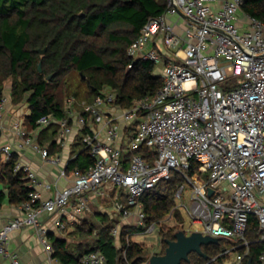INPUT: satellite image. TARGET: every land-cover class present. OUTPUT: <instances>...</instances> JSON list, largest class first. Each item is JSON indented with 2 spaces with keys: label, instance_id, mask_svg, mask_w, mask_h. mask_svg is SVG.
I'll list each match as a JSON object with an SVG mask.
<instances>
[{
  "label": "built area",
  "instance_id": "1",
  "mask_svg": "<svg viewBox=\"0 0 264 264\" xmlns=\"http://www.w3.org/2000/svg\"><path fill=\"white\" fill-rule=\"evenodd\" d=\"M244 2L167 0L166 12L150 18L127 49L134 60L160 66L163 84L154 95L129 106L118 102V92L106 85L92 102L68 97L64 116L44 115L31 128L27 114L11 109L8 95L3 96L4 161L11 160L16 148L31 149L45 165L60 169L51 182L30 164L16 162L15 171L27 173L31 193L17 207L19 213L0 229V254L9 264H25L9 250L12 233L23 227L34 229L49 264H63L53 256L50 228L41 215L54 216L55 228L63 230L62 213L71 208L75 220L91 209V196L104 195L108 187L127 195L121 221H133L131 225L143 235L156 233L160 223H147L141 198L160 182L171 180L173 172L184 180L175 193L176 208L185 206L203 235L231 243L220 255L235 252L233 264L242 263L250 251L247 232L253 216L261 228L259 241L264 242V21L245 12ZM233 77H239V83L225 89ZM51 125L57 127L56 143L61 146L55 153L38 136ZM74 133L82 137L94 162L83 170L75 168L70 176L67 164L77 155L66 160L64 152ZM141 149L148 154L139 153ZM61 179L67 185L59 186ZM187 187H191L188 205L183 204ZM209 189L214 190L212 196ZM44 191L51 194L45 196ZM119 234L120 228L114 226L111 235ZM151 256L140 264H149ZM80 264H109V260L94 250L84 254ZM259 264H264V250Z\"/></svg>",
  "mask_w": 264,
  "mask_h": 264
},
{
  "label": "trees",
  "instance_id": "2",
  "mask_svg": "<svg viewBox=\"0 0 264 264\" xmlns=\"http://www.w3.org/2000/svg\"><path fill=\"white\" fill-rule=\"evenodd\" d=\"M166 10L167 0H0V100L6 94V81L11 78L9 107L25 100L29 105L26 123L32 128L44 115L58 118L65 115L66 99L60 98L58 88L68 89L69 83L74 82L73 73L78 74L79 81L88 83L84 94L88 98L105 85L118 92L117 100L125 106L143 96L154 95L163 84L162 77L156 73V64L134 60L128 56L127 49L146 22ZM243 10L264 21V0H245ZM43 48H46L44 55L39 52ZM77 94L73 91L68 96ZM54 146L55 143L50 145L51 153L56 152ZM143 153L148 154L146 150ZM17 161L14 154L2 165L0 181L8 189L10 203L20 205L30 199L31 188L27 173L15 171ZM93 162L89 150L82 148L68 168L83 170ZM178 175L160 182L142 196L148 224L160 221L175 207V193L180 185ZM3 196L0 192V198ZM98 216L102 227L95 236L98 228L92 218L76 224V236L82 241L74 246V251L67 240L51 233L53 256L63 264H80L84 254L100 250L109 264H140L146 248L139 242H128V226L115 241L111 235L113 222L106 214ZM177 220H180L179 211ZM163 229L160 254L165 253L167 240H175L176 232L181 230L179 225L168 229L163 226ZM260 235L261 228L253 216L247 232L250 251L241 264H248L249 259L251 264H259L264 250ZM92 242L95 245L90 248ZM124 250L126 258L122 254ZM202 250L208 258L197 254L195 264H205L214 258L212 264H224L229 259V255H213L214 247H202ZM193 260L190 257L189 262Z\"/></svg>",
  "mask_w": 264,
  "mask_h": 264
},
{
  "label": "crops",
  "instance_id": "3",
  "mask_svg": "<svg viewBox=\"0 0 264 264\" xmlns=\"http://www.w3.org/2000/svg\"><path fill=\"white\" fill-rule=\"evenodd\" d=\"M214 7H217V5H214ZM10 108L13 110L15 109L12 106ZM22 111L23 110L21 109V111L19 112ZM24 113L28 114L29 109ZM38 136L39 139L43 138V142H42L43 144L53 145V143H55V146L53 148L56 150V152L61 149L60 144L56 143L57 127L55 125H51L49 127L43 128L38 133ZM78 137H79V133H74V135L70 138L71 139L70 142L72 141V139L73 142L70 145V147H68L64 152L66 160L68 158L70 159V156H72L73 154L78 155V153L80 152L81 149L80 150L75 149L76 140ZM6 141L7 140L4 138L0 140V143L2 144L5 143ZM14 154L17 156L18 160H22L24 163L30 164L32 168L38 172V174L43 180L54 182V180L58 178V175L60 173L59 167L45 165L41 160L40 155L34 152L33 150L31 149L21 150L19 148H16ZM70 161H68L67 164V173L68 175L71 176L75 168L74 169L68 168ZM4 163L6 162L4 161L3 156L0 154V173H1L2 165ZM65 185H67V181L65 179H61L59 181V186H65ZM0 192H2L4 195L2 198H0V229H1L3 225L9 221V219H11L14 215H17L19 213L17 208L19 205L10 203L8 198V189L1 181H0ZM50 194L51 191H44L45 196H49ZM119 195L122 196L121 197L122 205L125 204L127 197L126 193L121 190L118 191L117 189L112 187L106 188L105 194L102 196L92 195L91 209L85 212L84 214H78L75 217V220L71 219L70 214L72 209L69 208L66 212L62 213L61 216L63 222L65 223V229L63 230H58L55 228L52 222L54 216H51L47 213H43L41 215V219L48 226V228H50L49 236L52 233L53 235L61 239L67 240L70 250L74 251L75 249L74 246H76L82 241L80 237L76 236L75 233L76 224L82 223L86 218H89L90 214H93L92 220L94 221L95 217L98 216V214L100 213L108 215L110 220L113 222L114 216L111 215L110 211H114V210H109L107 206L104 207V202L114 201L115 199H118L120 197ZM99 221L101 222V218L99 219ZM9 250L16 253L17 256L20 258V260L25 264H49L48 256L44 249V246L39 242L38 238L36 237L35 231L32 227H23L22 229L13 232L11 235ZM234 260L235 258L229 260V262L228 261L226 262H228V264H233ZM0 264H9V260L1 254H0Z\"/></svg>",
  "mask_w": 264,
  "mask_h": 264
},
{
  "label": "rangeland",
  "instance_id": "4",
  "mask_svg": "<svg viewBox=\"0 0 264 264\" xmlns=\"http://www.w3.org/2000/svg\"><path fill=\"white\" fill-rule=\"evenodd\" d=\"M156 73H160V66H158V65H156ZM72 78H73L74 82L69 83V85L67 87L68 89H66V87H65L64 88L65 91H64V90H62L61 87L58 88L60 98L63 99V97H64L67 100V98L70 97V96H68L69 93H73V91H75L78 93L77 95H75L78 101L86 100L87 102H92L95 95L92 98H88L84 95L87 91L88 83L84 80L79 81L77 73H73ZM240 78H242V77H240ZM11 83H12V79L9 78L5 84L6 85L5 86V93L8 95V97L12 98ZM238 83H239V77H233V78H231V80L227 81L224 84V86L226 87L225 89H229V88L237 85ZM14 108L16 110H19V111H21V109H22L23 110L22 113H24V112L28 111L29 105L25 100H22L21 102H15ZM81 139H82V137L79 136L76 140V145H75L76 150H80V149L84 148V144L82 143ZM144 151H145V149H141V150H139V153H143ZM176 175H178V174L176 172H173V176H176ZM177 182L179 184H182V183H184V180L179 176L177 178ZM190 190H191V187H187V192L185 193L183 204L188 205L190 203L189 199H188V192H190ZM119 196H120L119 197L120 199L118 198V199H115L114 201H111V202H106V201L104 202V207L107 206L109 208V210H114V211H110L111 215L114 216L113 226L115 225V226H118L120 228L119 236H116L113 238L115 239V241L118 240V238L121 235V232L123 231V228L128 226V228L130 229L129 234H132L130 240L134 241V242H139L146 248V253L144 254L143 257L149 256V255H154V254H160L161 251L163 250L162 235H163V230H165V229H163V226H166V229H168V228H171V226L179 225L181 230H184L187 234H191L194 231H201L202 230V227L200 225L193 224L191 222L185 206L179 207L177 209L176 205H175V207L172 208V210L159 221L160 224H158V228L156 230V233H153L151 235H149V234L143 235V234H141V232H140L141 229H139L138 226L131 225L133 221H130V220L121 221L120 220V209L122 207V202H121L122 196L121 195H119ZM177 211H179V213H180V220H177ZM92 217H93V214H90L89 218H92ZM96 217L94 219V223L98 229H96L93 236H95L96 232H98L97 230H99L100 227H102V224L99 221L100 217L99 216H96ZM134 220H135V218H134ZM93 242L90 244V246H89L90 248L95 245V243H93ZM207 246L208 247L209 246L214 247L216 250L212 251V254L216 255L217 253L221 254L222 251L226 248H231V243L226 239H222V240H220L219 244L211 243L208 245H203L202 247L206 248ZM124 251L122 253L123 255L125 254ZM235 255H236L235 252H231L229 255V259L227 261L229 262V260L235 258ZM190 257H192L194 259L193 262L182 261L181 264H195L196 258H197V253L192 252L190 254ZM228 262H226L225 264H228Z\"/></svg>",
  "mask_w": 264,
  "mask_h": 264
},
{
  "label": "water",
  "instance_id": "5",
  "mask_svg": "<svg viewBox=\"0 0 264 264\" xmlns=\"http://www.w3.org/2000/svg\"><path fill=\"white\" fill-rule=\"evenodd\" d=\"M179 13L184 16L180 10ZM39 52L44 55L46 48L39 49ZM39 70L42 72V60L39 62ZM83 78H85V76H83ZM48 79H51V76H49ZM1 134L2 129L0 127V136ZM213 193L214 190L209 189V194L211 196ZM175 237V240H167V247L164 254H154L151 256L149 264H181L182 261L189 262V256L192 252L207 259L208 256L203 252L202 246L211 243H218L220 240L217 237L203 235L200 231H194L191 234H187L184 230H179L176 232ZM248 264H251V259H249Z\"/></svg>",
  "mask_w": 264,
  "mask_h": 264
}]
</instances>
